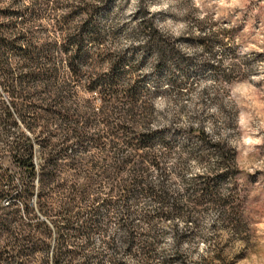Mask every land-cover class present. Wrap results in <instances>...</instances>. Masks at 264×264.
<instances>
[{
    "label": "trees",
    "instance_id": "16d2710c",
    "mask_svg": "<svg viewBox=\"0 0 264 264\" xmlns=\"http://www.w3.org/2000/svg\"><path fill=\"white\" fill-rule=\"evenodd\" d=\"M72 1L32 0L24 9H0V89L13 100V108L0 107V131H8L18 112L29 117L23 123L37 136L18 135L13 143L21 184L0 172V264H157L168 224L171 253L162 252V264H226L222 249H207L193 262L184 246L197 237L191 229L209 211L218 213L224 230L246 240V197L237 184L235 151L215 139L202 117L184 128L156 126L154 103L178 102L191 88L179 78L190 57L148 19L134 31L142 43L127 55L117 50L114 23L108 27L102 19L114 0ZM44 19L52 23L46 33L55 37L41 43L28 26ZM204 23H198L201 30ZM218 38L198 41L208 52ZM139 54L146 59H135ZM146 65L150 76L143 74ZM78 88L92 99L70 101ZM181 132L188 138L182 144ZM35 144L42 149L40 168ZM93 151L97 156H89ZM192 160L209 170L188 181L183 173ZM222 176L228 187H222ZM81 178L84 183L76 182ZM16 197L20 205L3 203ZM39 212L52 215L51 225L21 217Z\"/></svg>",
    "mask_w": 264,
    "mask_h": 264
},
{
    "label": "rangeland",
    "instance_id": "374dc122",
    "mask_svg": "<svg viewBox=\"0 0 264 264\" xmlns=\"http://www.w3.org/2000/svg\"><path fill=\"white\" fill-rule=\"evenodd\" d=\"M99 1L86 0L94 4ZM78 2L83 0H73L71 3ZM31 4L32 0L18 3L0 0V9H24ZM102 19L107 24L114 23L112 27L117 34V50L127 55L135 53L134 44L142 43V39L134 36V31L142 21L148 19L154 21L176 47L190 57L191 61L181 70L179 78L186 79L191 88L184 90V96L178 102L158 99L154 103L156 126L176 124L184 128L202 117L215 139L226 142L235 151V163L239 170L237 184L246 197L245 218L249 233L245 241L240 240L233 232L223 229L216 211H209L201 217L199 228L191 229L197 232V237L184 246L191 261L197 262L199 255L207 249L214 251L219 248L224 252L226 264H264V0H114L106 4ZM200 21L205 22L202 30L198 26ZM3 22L10 20L3 19ZM51 25V21L44 19L28 28H33L43 43L45 39L55 37L46 33ZM206 35L219 36L210 44L208 52L198 41ZM59 36L62 40V34ZM144 58L145 55L139 54L135 59L142 61ZM143 74L151 75L148 65ZM71 96L70 101L81 105L92 99V95L82 88L73 90ZM12 101L8 91L2 87L0 107L13 108ZM21 103L18 101L19 108ZM37 103L42 105L41 102ZM93 107L97 108V102L93 103ZM28 120V116L15 112L13 125L6 133L0 131V172L12 174L16 185L21 184V171L13 163V143L18 135L37 139V136L29 134L26 122L23 123ZM56 128L52 126L51 130ZM42 137L47 135L42 134ZM187 140L184 132L178 134V143ZM41 151L35 144L38 168L42 164ZM78 153L83 154V150ZM214 154L210 160L212 162L215 161ZM89 156H97V151ZM207 167L192 160L183 175L190 181L207 173ZM76 182L81 184L84 180L81 178ZM228 184L229 180L222 176V187H228ZM4 202L20 205L22 201L16 197ZM29 205L35 207V197L29 200ZM95 206L97 208V203ZM51 216L40 212L31 217L24 213L21 215L25 223L43 221L49 225L53 221ZM179 228L184 229L183 224ZM171 230L170 224L164 228L167 236L159 247L161 255L162 252L171 253ZM97 239L99 236L96 233L95 253ZM161 255L157 264L163 262ZM213 255L210 252L208 256L212 258ZM93 262L88 261L87 264H95ZM213 263L223 264L218 261Z\"/></svg>",
    "mask_w": 264,
    "mask_h": 264
}]
</instances>
